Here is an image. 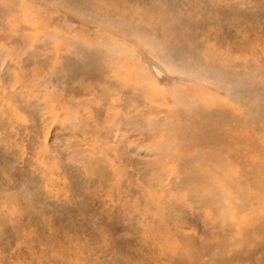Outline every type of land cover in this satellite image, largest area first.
Wrapping results in <instances>:
<instances>
[{
  "label": "rangeland",
  "instance_id": "obj_1",
  "mask_svg": "<svg viewBox=\"0 0 264 264\" xmlns=\"http://www.w3.org/2000/svg\"><path fill=\"white\" fill-rule=\"evenodd\" d=\"M261 99L264 0H0V264H264Z\"/></svg>",
  "mask_w": 264,
  "mask_h": 264
},
{
  "label": "bare ground",
  "instance_id": "obj_2",
  "mask_svg": "<svg viewBox=\"0 0 264 264\" xmlns=\"http://www.w3.org/2000/svg\"><path fill=\"white\" fill-rule=\"evenodd\" d=\"M73 4V3H72ZM223 7V6H222ZM149 10L151 11V8H149ZM91 13V12H90ZM222 13H223V8H222ZM107 15H108V13H107ZM102 17H104L105 19H108L110 22H111V24L112 25H114V26H117V27H119V28H121V27H123V28H125V29H127V30H140V27L139 26H135V25H133V26H131V25H128L127 23H122V22H120V21H114V20H112L111 18H109L108 16H104V15H101ZM59 18H60V20L62 19V15L61 16H59ZM99 28L98 27H96L95 28V30H98ZM133 32H135V31H133ZM142 32V31H141ZM136 33V32H135ZM162 37V36H161ZM164 38H165V36H163ZM11 39H12V37H11ZM180 43V42H179ZM81 47V46H80ZM173 47H176L178 50H180V47L179 46H177L176 44H173ZM100 48H102V47H100ZM156 48H157V54L158 55H160L161 57H162V55H166V53H168V52H166L165 53V51H164V48L162 47V45L160 44V41H158V43L156 44ZM106 51V50H105ZM167 51V50H166ZM181 52H182V50H181ZM178 53V52H177ZM188 54V53H187ZM179 55V54H178ZM183 56V55H182ZM178 57V56H177ZM170 58H171V56H170ZM146 59H148L149 60V62H150V64H151V66H152V71H153V73H154V75L161 81V80H163L164 79V77H168L169 76V70L168 69H165L162 65H160L159 63H155L154 61H152L151 59H149V58H146ZM159 59V58H158ZM158 59H155V61L156 60H158ZM183 60H184V58H182ZM196 59V58H195ZM161 60V59H160ZM146 61V60H145ZM189 62V61H188ZM203 65H204V63L205 62H202V61H200ZM191 63H193V64H191L190 65V68L191 69H195V72L197 71V75L199 76V73L200 74H202V73H205L206 72V70L207 69H204V70H201V68H199V69H197V65H196V62H194V61H192ZM170 66H171V64L170 63H168ZM189 64V63H188ZM65 67V66H64ZM205 67V66H204ZM171 68H172V66H171ZM198 71H200V72H198ZM158 74H160V76H158ZM195 74V75H196ZM208 76H210L211 78H213V79H215V80H217V81H220L221 80V82H223V83H225V82H229L230 84H231V86H230V88L228 87V86H226L227 87V89H226V91H227V95H229V96H231L232 98H236L237 99V97H238V95H239V93H240V90H241V87H242V85H244V86H247V94H248V96H249V98H251L252 100V103L253 102H256V101H258V102H260V98H257L256 96H255V94H254V92H253V90H254V88H256V87H252V86H248L247 84H245L244 82H242V83H240L235 77H232V76H227V75H223L222 76V74H220V73H218V72H212V71H208ZM201 77V76H200ZM256 93V92H255ZM260 94V93H259ZM261 96H262V94H261ZM262 100L263 99H261V103H262ZM251 101H250V103H251ZM264 101V100H263ZM251 103V104H252ZM259 105V104H258ZM264 104L262 103V106H263ZM260 106V105H259ZM259 106L257 107V106H254V109H256L257 110V112L255 113V115H258V113L260 112L259 110H258V108H259ZM260 109V108H259ZM260 113H262V112H260ZM263 115V114H262ZM261 117V116H260ZM223 119V118H222ZM210 120V119H209ZM209 120H207V121H209ZM261 120V119H260ZM259 120V121H260ZM255 121H256V118L254 117V116H250V123H252V124H254L255 123ZM216 122V120H211V121H209V123L207 124V125H211V124H213V123H215ZM206 123V122H205ZM228 123L230 124V126L231 127H234V129H235V131L237 132L238 131V129H239V126H242V125H244V124H246V122L245 121H243V120H239L237 117H234L233 116V118H228ZM260 124V123H259ZM262 124H264L263 122H262ZM244 127V126H243ZM257 127V126H256ZM189 129L191 130V127H189ZM248 129V128H247ZM180 130V129H179ZM190 130H186V131H190ZM198 130V129H197ZM181 131H182V129H181ZM192 131H194L193 129H192ZM199 131V130H198ZM262 131V130H261ZM264 132V131H263ZM183 133H184V130H183ZM188 134V133H187ZM187 134L185 135V136H187ZM237 134H238V136H239V132H237ZM244 134H247V133H244ZM217 135V134H216ZM181 136V135H180ZM190 136H192V133H191V135ZM194 136V135H193ZM198 136L199 135H197V138H198ZM236 137H237V135H235ZM260 137V136H259ZM200 138V139H199ZM198 139L199 140H202V138L201 137H199ZM227 138H232V136H226V135H223V142L225 143V141L227 142ZM238 138V137H237ZM189 139H190V137H189ZM188 139V140H189ZM197 139V140H198ZM239 139H241L242 141H244L245 143H248V142H250V141H248L250 138L248 137V136H243V137H241L240 138V136H239ZM181 140V139H180ZM192 140V138L190 139V141ZM251 140V139H250ZM189 141V142H190ZM179 143V142H178ZM186 143V142H185ZM203 143V142H202ZM242 144V143H241ZM192 146V145H191ZM253 146V145H252ZM189 147V146H188ZM192 147H195L194 145L192 146ZM249 147V146H248ZM228 148L229 147H227V150H228ZM261 149H263V148H261ZM231 152H232V150L233 149H229ZM240 158H244V154H242L241 153V155L239 156ZM242 162H244V161H242ZM240 163H241V160H240ZM242 164V166L243 167H245V165L243 164V163H241ZM242 171L244 172L245 170L244 169H242ZM255 172V171H254ZM257 174V175H256ZM255 175V178H254V180L252 181V183L250 182V180H239V182H240V184H242V182L243 183H245V185L246 186H248V188H250V187H253V188H255V190H257L258 191V193H259V196H260V199H262L263 197H264V176L262 175V174H260V173H255L254 174ZM252 178V177H251ZM244 185V184H243ZM244 185V186H245ZM245 186V187H246ZM259 198V197H258ZM259 199V200H260ZM263 203V202H262ZM259 207V206H258ZM257 208V207H256ZM258 229V228H257Z\"/></svg>",
  "mask_w": 264,
  "mask_h": 264
}]
</instances>
